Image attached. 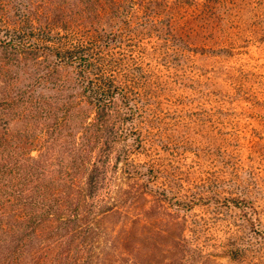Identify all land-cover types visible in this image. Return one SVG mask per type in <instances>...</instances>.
<instances>
[{
    "label": "trees",
    "instance_id": "trees-1",
    "mask_svg": "<svg viewBox=\"0 0 264 264\" xmlns=\"http://www.w3.org/2000/svg\"><path fill=\"white\" fill-rule=\"evenodd\" d=\"M230 1L0 0V264L206 263L180 218L196 200L157 189L150 166L127 168L155 84L127 57L152 38L173 67L188 52L228 55L199 41L221 28ZM11 118L25 127L12 132ZM215 197L264 237L247 199Z\"/></svg>",
    "mask_w": 264,
    "mask_h": 264
},
{
    "label": "rangeland",
    "instance_id": "rangeland-1",
    "mask_svg": "<svg viewBox=\"0 0 264 264\" xmlns=\"http://www.w3.org/2000/svg\"><path fill=\"white\" fill-rule=\"evenodd\" d=\"M230 2L233 11L221 28L208 29L199 41L206 48L226 47L228 55L188 52L185 67H173L163 61L159 38L146 39L129 52V62L149 69L155 84L144 92L145 109L134 124L143 143L137 147L133 139L127 141L132 151L126 165L132 170L150 166L156 170L157 189L196 200L180 210V218L194 238L197 258L202 254L199 260L264 264V237L255 222L214 200L230 195L247 199L264 226V0ZM192 12L182 8L176 16ZM24 127L11 118L12 132ZM201 196L212 200L200 201ZM150 198L136 202L134 215L149 206Z\"/></svg>",
    "mask_w": 264,
    "mask_h": 264
}]
</instances>
